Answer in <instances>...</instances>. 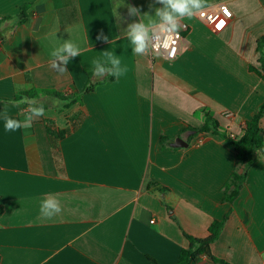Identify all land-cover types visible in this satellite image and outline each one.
Instances as JSON below:
<instances>
[{"label": "crops", "instance_id": "0c3cea01", "mask_svg": "<svg viewBox=\"0 0 264 264\" xmlns=\"http://www.w3.org/2000/svg\"><path fill=\"white\" fill-rule=\"evenodd\" d=\"M223 3L231 11L223 27L185 17L176 58L151 60L132 52L126 30L140 19L128 6L154 17L163 7L155 0H0V99L32 87L81 92L93 60L111 64L105 51L127 68L81 104L45 109L27 134L5 131L4 114L22 121L28 105L0 101V264H174L185 235L206 238L229 210L211 254L264 264V157L224 202L226 182L242 171L234 149L192 130L204 109L237 136L264 103V80L249 69H260L264 0H206L203 9ZM65 40L81 52L60 73L50 53ZM176 139L187 146L173 147ZM44 199L61 212L42 217ZM189 264L217 263L200 255Z\"/></svg>", "mask_w": 264, "mask_h": 264}, {"label": "trees", "instance_id": "16d2710c", "mask_svg": "<svg viewBox=\"0 0 264 264\" xmlns=\"http://www.w3.org/2000/svg\"><path fill=\"white\" fill-rule=\"evenodd\" d=\"M27 9L28 6L21 7L17 17L22 16V18H24ZM10 18L11 17H8L6 20ZM22 21L23 19L18 20L19 23ZM262 46H264V37H261L257 42V50L261 52L258 59L260 69L251 66L249 69L264 80V52H262ZM102 65L106 69H110L113 73L116 72L111 64L104 63ZM84 73L87 77V83L81 92L76 91L68 93L54 89L32 87L29 90L15 93L11 99H0V101L14 103L26 96L29 98H35L45 109L54 108L57 112H62L75 103L81 104L82 95L94 92L98 85L113 82L116 77L115 75H110L108 71H105L101 76L96 77L93 75V69L85 70ZM56 99L62 101V105H53V102ZM201 112L203 113V124L200 128H192V130L195 133H212L213 135H218L223 138L233 147L237 168L240 167L242 169L241 172L235 170L223 188V201L232 204L235 198L239 195V192L246 181L247 171L255 161L256 156L259 155L264 157V130L261 128V119L264 117V103L258 107L257 111L252 114L249 119L245 120L241 133L233 138H231L230 134L219 125L218 121L210 111L202 109ZM62 134V132L58 134V138L61 137ZM165 142H167V139L161 137L160 143L162 146ZM54 145L55 142H53V146ZM1 212L2 209H0V214ZM229 214L230 210L221 220H214L208 228V236L204 239L185 235L189 245L187 248L181 249L177 261L174 264H189V262L195 260V258L200 255H206L217 264H229L226 261L213 256L210 251L211 243L219 237Z\"/></svg>", "mask_w": 264, "mask_h": 264}, {"label": "clouds", "instance_id": "9594fccd", "mask_svg": "<svg viewBox=\"0 0 264 264\" xmlns=\"http://www.w3.org/2000/svg\"><path fill=\"white\" fill-rule=\"evenodd\" d=\"M156 3L163 5L162 8H156L154 11V17L148 13L140 14V10L137 7L131 5L128 6L129 13L132 15H139L140 19L137 22H133L128 25L127 39L132 46V52L136 55H148L153 49L160 43V38L163 36V46H168L166 37L178 31L181 27V20L185 17L191 18L197 14L203 15L201 11L205 5L206 0H155ZM119 6V5H118ZM227 11V10H225ZM158 18V19H157ZM107 40V37L101 32L97 39ZM81 52L79 44L65 40L62 45L54 48L50 55L54 57L51 60V67L56 69L60 73L67 71V65L70 60L78 57ZM175 49H173V54ZM103 57L107 58L114 67H117L116 72H112L110 69H106L99 61V59L93 60V75L96 77L101 76L105 71H108L110 75H115L119 79L122 75L126 74L127 68L121 71L118 66L120 59L116 57L113 52L105 51ZM31 85H25L24 88L28 89ZM17 105L27 104L28 108L25 110L24 119L18 120L4 114V128L5 131H17L20 129L27 130L32 127L34 119L45 115V108L42 104H39L35 98L22 97L20 100L14 102ZM54 103L57 106L62 105V101L56 99ZM61 205L53 199H44L41 201L40 212L42 217L51 219L53 216L61 212Z\"/></svg>", "mask_w": 264, "mask_h": 264}, {"label": "built area", "instance_id": "2783aa9c", "mask_svg": "<svg viewBox=\"0 0 264 264\" xmlns=\"http://www.w3.org/2000/svg\"><path fill=\"white\" fill-rule=\"evenodd\" d=\"M227 10V11H225ZM203 15L198 14V18L209 27H214L222 19L229 20L231 18V11L226 4H220L213 9H203L201 10ZM186 30V25L181 23V27L177 32L169 34L166 39L168 41V46H163V41L165 37L160 38V43L153 49V51L148 54V57L152 60L156 56H164L167 60H174L179 52L182 42V33ZM173 49L175 52L173 54ZM235 135L230 134L233 138Z\"/></svg>", "mask_w": 264, "mask_h": 264}, {"label": "water", "instance_id": "95a60500", "mask_svg": "<svg viewBox=\"0 0 264 264\" xmlns=\"http://www.w3.org/2000/svg\"><path fill=\"white\" fill-rule=\"evenodd\" d=\"M173 147H186L187 143L181 141L180 139H176V141L172 144Z\"/></svg>", "mask_w": 264, "mask_h": 264}, {"label": "snow or ice", "instance_id": "6c2138e0", "mask_svg": "<svg viewBox=\"0 0 264 264\" xmlns=\"http://www.w3.org/2000/svg\"><path fill=\"white\" fill-rule=\"evenodd\" d=\"M223 25H224V21H220V23L217 24L216 27H217V28H220V27H223Z\"/></svg>", "mask_w": 264, "mask_h": 264}, {"label": "rangeland", "instance_id": "374dc122", "mask_svg": "<svg viewBox=\"0 0 264 264\" xmlns=\"http://www.w3.org/2000/svg\"><path fill=\"white\" fill-rule=\"evenodd\" d=\"M54 103V102H53ZM54 105H56L55 103H54Z\"/></svg>", "mask_w": 264, "mask_h": 264}]
</instances>
